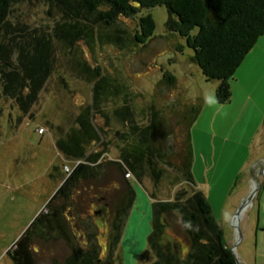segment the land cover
<instances>
[{"label": "rangeland", "instance_id": "obj_1", "mask_svg": "<svg viewBox=\"0 0 264 264\" xmlns=\"http://www.w3.org/2000/svg\"><path fill=\"white\" fill-rule=\"evenodd\" d=\"M46 10L41 0H24L12 7L11 19L29 30L48 31L54 18ZM146 13L152 15L155 29L145 45L128 48L95 41L89 47L81 43V55L92 65L118 73L128 85L136 123L142 126L149 122L150 105L159 109L164 127L172 135L168 145L174 143L173 131L186 105L199 104L190 128L196 187L207 197L238 264H264V33L230 79L229 100L219 104L215 99L217 81L205 80L190 60L192 50L184 39L166 31L164 6L144 9L131 18L121 17L120 24L132 33L138 27V16ZM178 45H182L181 51ZM69 56L56 49L53 69L36 101L26 108L14 98L0 95V264H15L7 251L21 236L35 232L32 222L70 174H65L64 165L72 169L78 161L66 159L55 144L92 100V84L72 71ZM163 71L175 76L174 86L159 82ZM105 107L109 118L95 117L105 129L103 141H110L108 150L93 164L100 165V172L74 186L65 208L73 241L84 247L97 244L100 257L110 258L114 264H149L154 260L147 246L151 202L172 200L179 188L184 186L189 193V187L179 181L180 172L172 166L165 165L163 176L154 184L149 175L137 181L130 171L121 174L107 164L118 160L115 143L125 122L111 114L110 103ZM100 148L93 144L88 149ZM53 166L58 167L55 177L50 175ZM124 178L132 184L135 199L120 241L111 247L110 222L124 191ZM252 189V198L235 216ZM102 207L107 217L97 211ZM106 218L108 238H102L106 227L99 225L106 223ZM167 221L164 238L183 257L187 244L179 220L171 215ZM33 240L35 264L61 262L70 254L62 238Z\"/></svg>", "mask_w": 264, "mask_h": 264}, {"label": "trees", "instance_id": "obj_2", "mask_svg": "<svg viewBox=\"0 0 264 264\" xmlns=\"http://www.w3.org/2000/svg\"><path fill=\"white\" fill-rule=\"evenodd\" d=\"M21 1L24 0H0V95L14 98L23 108L35 102L53 69L58 49L70 55L72 71L92 84V100L55 141L66 159L79 162L49 199L47 208L32 222L35 232L21 236L14 248L7 251L15 264H35L32 249L35 237H58L68 244L70 254L53 264H114L112 259L100 257L97 244L84 247L73 241L74 233L65 212L74 186L100 172V165L93 164L108 150L110 141H103L105 129L95 117L109 118V109L105 107L108 103L112 105L111 114L125 123L115 143L118 160L107 164L121 174L130 171L137 181L149 175L154 184L163 176L164 166H172L180 172L179 181L189 187V193L186 187L179 188L172 200L151 202L147 246L154 260L149 264H236L223 228L215 219L207 197L196 187L192 174L190 128L199 104L186 105L173 131L175 144L168 145L172 135L167 133L159 109L150 105L149 122L142 126L136 123L128 85L118 73L90 64L80 49L81 43L91 47L95 41L128 48L145 45L155 29L152 15L138 16V27L132 33L120 24L121 17L131 18L144 9L164 6L166 31L184 39L192 50L190 60L199 67L205 80L217 81L216 102L225 103L231 96L230 79L235 70L264 33V0H41L47 7L46 13L54 18L48 31L29 30L14 23L12 7ZM177 49L181 51L182 45ZM175 80L173 74L163 71L159 82L174 86ZM93 144L101 148L89 150ZM57 170L53 166L51 177L57 176ZM122 190L110 222L111 247L120 241L135 199V190L126 178ZM54 200L61 203H53ZM171 215L178 218L187 244L183 257L164 238L167 216Z\"/></svg>", "mask_w": 264, "mask_h": 264}, {"label": "flooded vegetation", "instance_id": "obj_3", "mask_svg": "<svg viewBox=\"0 0 264 264\" xmlns=\"http://www.w3.org/2000/svg\"><path fill=\"white\" fill-rule=\"evenodd\" d=\"M99 213H101V216H104V217H107V215H108V212L106 211V209H104L103 207L102 208H100L99 210H97ZM96 211V212H97ZM99 227H106V229H105V231L104 232H101V233H103V236H101L100 235V237H104V238H106L107 236H108V227H109V223H108V221H107V218H106V223H104L103 222V224L102 225H99ZM108 238V237H107Z\"/></svg>", "mask_w": 264, "mask_h": 264}, {"label": "water", "instance_id": "obj_4", "mask_svg": "<svg viewBox=\"0 0 264 264\" xmlns=\"http://www.w3.org/2000/svg\"><path fill=\"white\" fill-rule=\"evenodd\" d=\"M254 192H255V189H252V191H250L249 195L246 197L245 200H243L242 204L237 209V212L235 213V216H237L241 212V210L245 207V205L247 204V202L252 198ZM236 264H238L237 259H236Z\"/></svg>", "mask_w": 264, "mask_h": 264}, {"label": "built area", "instance_id": "obj_5", "mask_svg": "<svg viewBox=\"0 0 264 264\" xmlns=\"http://www.w3.org/2000/svg\"><path fill=\"white\" fill-rule=\"evenodd\" d=\"M77 163H78V161H77ZM64 166H65V174L68 175L73 170V168L72 169H68L66 167V165H64Z\"/></svg>", "mask_w": 264, "mask_h": 264}, {"label": "crops", "instance_id": "obj_6", "mask_svg": "<svg viewBox=\"0 0 264 264\" xmlns=\"http://www.w3.org/2000/svg\"><path fill=\"white\" fill-rule=\"evenodd\" d=\"M261 159H263V158H261ZM261 159H260V160H261ZM192 160H193V159H192Z\"/></svg>", "mask_w": 264, "mask_h": 264}]
</instances>
